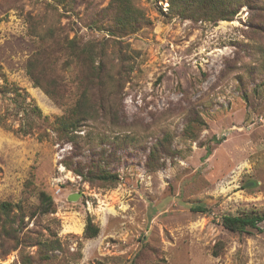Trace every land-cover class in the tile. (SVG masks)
I'll list each match as a JSON object with an SVG mask.
<instances>
[{
	"label": "rangeland",
	"instance_id": "374dc122",
	"mask_svg": "<svg viewBox=\"0 0 264 264\" xmlns=\"http://www.w3.org/2000/svg\"><path fill=\"white\" fill-rule=\"evenodd\" d=\"M137 3L140 30L116 37L107 31L114 9L101 17L111 0H77L72 12L50 7L53 0H0V85L17 87L44 117L67 114L80 93L69 74L64 95L56 85L58 101L34 84L26 70L41 43L29 34V17L69 39L107 43L116 79L105 101L116 112L94 114L77 134L80 148L0 126V203L24 215L21 244L0 264L26 257L35 264H264V222L243 234L222 225L224 216L264 214V0L217 24L181 20L168 0ZM116 49L127 55L121 77ZM77 70L85 75L84 66ZM7 104L0 95V117ZM192 119L203 123L193 135ZM165 135L169 150L149 170L151 148ZM103 150L113 155L116 183L91 182L66 165H90ZM42 192L54 201L47 213ZM198 205L207 212H193ZM89 222L98 229L92 238Z\"/></svg>",
	"mask_w": 264,
	"mask_h": 264
},
{
	"label": "trees",
	"instance_id": "16d2710c",
	"mask_svg": "<svg viewBox=\"0 0 264 264\" xmlns=\"http://www.w3.org/2000/svg\"><path fill=\"white\" fill-rule=\"evenodd\" d=\"M53 1L56 5H50V7L57 9L58 5L72 12L77 0ZM168 1L172 15L181 20L217 24L219 21H232L238 14L240 7L249 3L250 0ZM113 9L112 20L114 22L107 27L109 33L116 37H124L140 30L144 15L138 6L137 0H111L109 8L101 17L108 19L107 15ZM29 23L31 25L29 34L34 36L37 34L35 37L41 43V48L29 60L26 70L34 84L43 88L45 93L53 100L58 101L61 95L55 90L56 85H58V89L61 91L60 94L64 95L63 92L67 89L64 83V75L67 76L69 74L72 76L70 83L72 86H75L80 96L67 114L54 121H50L47 117L43 116L41 110L35 103L29 102L26 95H23L17 87L11 86L6 81L4 86L0 85V95L8 102L7 113L0 117V126L22 137L37 133L40 140H49L52 138L57 143H70L73 147L80 148L77 134L82 126L89 119H92L97 112L100 113L99 116L103 119L105 115H112L114 111L116 112L112 106L107 107L105 104L110 94L108 82L111 81L112 83L116 80L111 76L114 69L112 67L108 69V44L84 41L78 35H75L73 39H69V37L52 27V29L44 30L36 18L29 17ZM90 24H94L98 28L103 26L101 20L94 18L90 21ZM116 44L119 43L117 42ZM116 51L117 49L113 55L119 58L117 65L121 63L116 73L121 77L122 72L125 71V67L127 66L125 64L127 55L123 53L122 49H119L118 54ZM82 66H84L85 75H83L84 73H80L79 70L76 71L77 67ZM43 77H49L51 81L44 82L43 79L45 78ZM239 80L243 85L244 80L242 76L239 77ZM97 96L99 97V105L91 111V101ZM11 117L13 118V122H8V119ZM16 121H18L17 128L13 125ZM198 124L203 123L199 120H190L187 131L193 135ZM169 142H171L170 137L165 135L151 148V153L147 161V168L149 170L158 168L157 158L161 150L163 152L169 150L166 146ZM117 144L125 145L126 141H121ZM115 149L114 147V151ZM106 153V150L98 153V160L93 161L90 165H85L86 167L80 164L76 168L70 167L69 164L66 165L74 174L91 182H98L100 184L116 183L119 180L118 174L112 173L108 169L112 163L111 158L113 155L110 152ZM85 170L87 171L85 172ZM40 201L41 208L45 213L53 208L54 201L47 193H41ZM14 211L15 206L13 204L0 203V256L8 254L11 249H17L19 244H21L19 232L21 228L18 229V227L24 223V215L22 213H14ZM192 211L206 213L207 208L198 205L192 207ZM262 222H264V214L224 216L222 219V225L225 229L241 234L251 233L250 231L253 230L261 231L259 224ZM86 232L88 238H92L97 236L98 229L89 222ZM10 243L13 247H9ZM213 254L217 257L221 254V251L218 252L215 249L213 250ZM42 258L46 260L48 256L42 255ZM22 263L35 264L28 257L24 258ZM130 264H136V260L133 259Z\"/></svg>",
	"mask_w": 264,
	"mask_h": 264
},
{
	"label": "water",
	"instance_id": "95a60500",
	"mask_svg": "<svg viewBox=\"0 0 264 264\" xmlns=\"http://www.w3.org/2000/svg\"><path fill=\"white\" fill-rule=\"evenodd\" d=\"M70 200H71V201H76V200H77V197H76L75 195H72V196L70 197Z\"/></svg>",
	"mask_w": 264,
	"mask_h": 264
}]
</instances>
